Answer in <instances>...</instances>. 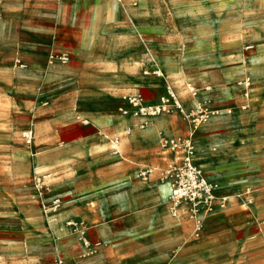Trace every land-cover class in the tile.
Listing matches in <instances>:
<instances>
[{
    "label": "rangeland",
    "instance_id": "obj_1",
    "mask_svg": "<svg viewBox=\"0 0 264 264\" xmlns=\"http://www.w3.org/2000/svg\"><path fill=\"white\" fill-rule=\"evenodd\" d=\"M71 1L61 5L64 16L55 29L57 7L46 0H0L5 10L0 95L11 99L9 115L0 113V127L13 129L9 145L2 143L9 151L0 154V264H184L173 256L161 262L136 254L156 230V216L143 226L129 206L138 183L146 180L145 168L125 145L120 156V144L116 155L104 140L121 141L124 134L117 129L124 125V130L132 127L136 145L142 133L133 130L144 118L134 116L129 98L158 104L168 85L185 112L152 116L147 126L162 116L172 118L175 127L161 128V135L189 137L187 110L200 103L218 106L220 114L211 115L194 135L196 161L218 182L220 194L254 192L252 209L235 198L233 208L252 216L245 225L227 228L224 247L232 257L204 264H264V214L258 215L264 207L256 186L264 180V0H131L124 1L126 7L118 0L111 5L98 0L87 8ZM81 21L96 29L102 40L98 50L77 47L73 36ZM152 34L158 38V55L147 40ZM77 40L81 46L91 44L86 32ZM51 49L69 50L72 61L50 63ZM178 66L185 89H178L171 75ZM131 67L135 71L129 72ZM52 70L59 75L41 82L40 75ZM247 77L252 101L243 109L247 102L240 82ZM183 125L187 134L180 131ZM27 130L33 131L29 145L23 137ZM56 197L62 199L57 210ZM209 222L198 239L192 230V239L209 236Z\"/></svg>",
    "mask_w": 264,
    "mask_h": 264
},
{
    "label": "crops",
    "instance_id": "obj_2",
    "mask_svg": "<svg viewBox=\"0 0 264 264\" xmlns=\"http://www.w3.org/2000/svg\"><path fill=\"white\" fill-rule=\"evenodd\" d=\"M64 1L65 0H46V3L48 5L57 7V9L53 13L55 29H57L59 26L60 18L64 16V10L60 9L61 5L63 6V4L65 3ZM69 1L72 2L71 0ZM80 1L84 8L90 7L91 5L95 6L96 3L98 2V0H80ZM111 1L116 2L117 0H109L108 3L110 5H111ZM124 1L131 2V0H118V2H122L123 5L125 6ZM0 6L3 8L1 4ZM100 6L101 4L99 3L97 7H100ZM66 15L69 17V22L74 20L72 14L70 15L69 13L66 12ZM133 15H134L133 18L135 20V24L136 23L139 24L141 20H138V17H137L138 15L136 11L133 12ZM4 18H5V10H4ZM4 18L0 22V25L4 22ZM134 20H133V23H134ZM99 23H101V21ZM79 26L80 27L77 28V31L75 35L73 36L77 47L81 50L83 49H90V51L98 50L101 47L102 40L100 36H97L96 31H95L96 29L89 28L87 23L86 25H84L83 21L80 22ZM81 32H86L89 34V37L91 39L90 45L88 46L80 45V43L77 40V36ZM56 37H57V30H55L53 33V38L56 39ZM141 39L144 41V38L142 36H141ZM147 40L152 44L151 50L153 51V53L158 55L160 51L157 48L158 46L157 36L153 34L149 35V37H147ZM53 47H54V44L51 46V48ZM51 50L52 51L49 53V55L53 52L66 51L70 54L71 58L73 59V54L69 50H60V51L58 50L54 51V49H51ZM72 59L70 60V62L72 61ZM136 60L139 61V58H137ZM130 71L131 72L135 71V67H131L129 69V72ZM6 72L7 74H10L9 71H6ZM58 75L59 73L56 70H52L45 75L44 74L40 75V81L45 83V81H47V78H53L54 76L56 77ZM160 75H162V73ZM27 76L31 78L32 77L31 72H30V75H27ZM244 83L251 84L250 78L247 77L244 80ZM244 96L246 98L247 103L242 105V108L246 109L248 104H250V102L252 101V99L249 98V94L247 92H245ZM250 97H251V93H250ZM10 104H11V99L0 95V113L9 115L10 107L6 105H10ZM217 107L218 106H211L210 109L214 110V109H217ZM6 108L8 110H6ZM229 110H228V113H231L232 110L231 112H229ZM226 118L227 117L224 116L222 120H224L225 122L230 121V119H226ZM244 118L245 117L242 118L243 122L245 120ZM172 120L174 121V123H172ZM121 123L123 122L121 121ZM175 124H176L175 119L162 116V117L157 118L155 121H153L152 124H150L151 126L149 125L150 127L147 126V127H141V128L134 129L133 132L137 131L138 133H142V137L137 142L136 145H133L129 135H125L126 133H125L123 124H121L123 125L121 126V129H119V127L117 129L118 132H121V134H124L121 141H119V144L121 147L120 156H123L122 145H125L126 150L129 151V153L133 155L132 157H135L136 159H138V164L140 166H142L143 168L152 167L155 169V171L149 176L147 180H144L138 183V191L134 194V202L129 204V206L132 209L131 211H133L135 215L140 218V224L143 226L144 225L147 226L152 221V218L154 216L157 217L155 220L156 230L153 232V234L150 237V240L148 241L150 243L148 244L146 249H141L137 251L136 254L141 258H145V257L159 258L161 262L164 261L166 257L173 256L179 259L184 264H204L209 261H214V262L228 261L232 257V255H231V252L227 248L224 247L225 243L229 241L228 239L229 231H231V230H228L227 228L231 227L232 229H234V228L240 227V225H245L251 219V216H252L251 212L243 210V209L240 210V209L233 208L237 200L235 199V197L234 199L232 197L228 206L225 209H222V210L220 209L216 211L215 213L206 217L205 228H206V224L209 222L208 220H210L211 222H209L210 226L208 227V231H207L209 236H207L203 240L192 239V234H191V231L193 230V220L192 219H190L188 216L175 217L172 214H170L171 213L169 210L170 201H167L166 196H165L167 183H162L159 180V173H160L159 171L160 169L165 167L167 162L173 159L175 155L173 153L164 152L161 149L160 131L162 130L161 128L165 129V127L173 128L175 127ZM185 126L186 125H183L180 131L182 133L187 134L188 132L186 131ZM188 127H189L188 136H190L192 134L190 121L188 122ZM10 128H11L10 126L9 127L7 126L6 129L0 127V154L6 151H9L10 147L5 146V144H2V143L8 144L13 138V131H12L13 129H10ZM213 128H214V125L212 123L211 125L206 127V130L209 131V130H212ZM130 129H132V127H130ZM103 131L104 132L108 131V128H104ZM47 132H48L47 133L48 135L49 134L48 128H47ZM196 133L197 131H194L193 134L195 135ZM29 143H32V140L30 142L29 141L27 142L28 145ZM46 171L50 172L51 170H48L47 168ZM263 183H264V180L263 181L260 180L256 182V186L260 190V193H257L258 199L262 200L261 206L264 207V187H262ZM253 193L254 192H252V194ZM57 199H59L62 202L61 197H56L53 201ZM158 203H161V205H158ZM253 204L249 206H247V204L245 205L247 206V208L250 209ZM261 214H264V212L258 211V215H261ZM149 215L151 216V218L148 217ZM170 215H172L173 218L170 217ZM148 219H149V223L144 224V222H147ZM224 248L227 250H225Z\"/></svg>",
    "mask_w": 264,
    "mask_h": 264
},
{
    "label": "built area",
    "instance_id": "obj_3",
    "mask_svg": "<svg viewBox=\"0 0 264 264\" xmlns=\"http://www.w3.org/2000/svg\"><path fill=\"white\" fill-rule=\"evenodd\" d=\"M3 18L4 10L0 6V22ZM49 60L50 63L59 62L65 65L70 62L71 56L68 52L51 53ZM157 73L159 74V71ZM192 89L193 95L196 96L197 90ZM129 101L135 107L134 116L144 118L141 127L147 126L149 118L152 116L170 113L174 109L185 112L184 106L170 85L167 86V95L162 96L158 104L146 105L142 97H130ZM121 111L124 114L129 113L126 108H121ZM187 112L194 127L208 122L210 116L214 115L209 113L202 103L194 109L187 110ZM23 136L30 142L33 138V131L27 130L23 133ZM160 147L164 152L175 155L173 159L167 162L165 167L160 169L161 181L168 183L170 186V211L175 217L188 216L193 220V234L195 237L199 238L204 232L206 217L220 209H225L231 197L241 199L247 205L253 204L254 199L250 188L233 196L218 192L220 190L218 182L209 179L196 161V148L191 136L181 138L162 134ZM154 171L155 169L152 167L145 168L142 171L144 179L147 180Z\"/></svg>",
    "mask_w": 264,
    "mask_h": 264
},
{
    "label": "bare ground",
    "instance_id": "obj_4",
    "mask_svg": "<svg viewBox=\"0 0 264 264\" xmlns=\"http://www.w3.org/2000/svg\"><path fill=\"white\" fill-rule=\"evenodd\" d=\"M144 6H140V10L139 11H144ZM183 42V41H182ZM153 57H154V55H152ZM233 60V59H232ZM136 61H138V60H136ZM177 62V61H176ZM234 64V63H233ZM236 64V63H235ZM231 65V64H230ZM23 67V66H22ZM247 67V66H246ZM183 70V69H182ZM182 70L179 68V66H178V68H174L173 70H172V73H171V75H172V78H173V80L175 81V83L178 85V89H181L182 87H183V89H185V85H184V75H183V72H182ZM159 74H161V73H159ZM240 85H242V88H243V92H244V94H245V92H247L248 94H249V97H250V93H251V89H253L252 87V83L250 84H248V83H244V81H242V82H240ZM188 87H190L191 86V84H188L187 85ZM211 87V86H210ZM209 88V87H208ZM190 90H193L192 88H190ZM195 97V96H194ZM109 103V102H108ZM207 108V111L209 112V113H211V114H214V115H217V114H219L220 113V110H216V109H214V110H212V109H210V108H208V107H206ZM113 110V109H112ZM229 112H231V110H229ZM190 124H191V121H190ZM202 125V124H201ZM201 125H197L196 127H194L192 124H191V129H192V134L190 135L192 138H194L193 137V133H194V131H198L199 130V128H200V126ZM135 126H139V124L138 125H135ZM149 126V125H148ZM151 126V125H150ZM149 126V127H150ZM43 127V125H41V128ZM117 127V126H116ZM44 132V131H43ZM119 133V132H118ZM125 133L126 134H128L129 136H130V138H131V141L132 140H134V135L132 134V129H130V127H128L126 130H125ZM164 135V134H163ZM189 136V137H190ZM104 140L106 141V140H109V141H107L109 144H111V146L114 148V153L117 155V154H119V152H120V149H119V139L117 138V139H111L110 137H108V136H105V138H104ZM41 157V156H40ZM39 157V158H40ZM58 202H60V200L59 199H57V200H55L54 201V203H53V205H54V207H55V209L57 210L58 208H60L61 206L58 204ZM66 211V210H65ZM55 214V213H54ZM172 214V213H171ZM68 215H69V213H68ZM173 215V214H172ZM180 222V221H179ZM184 224V223H183ZM49 225V224H48ZM50 227V226H49ZM67 227V226H66ZM51 229V228H50ZM9 241H11V240H9ZM86 242L87 243H89L88 242V240H86ZM15 245H17V244H15ZM9 247V246H8ZM61 263H62V261H61Z\"/></svg>",
    "mask_w": 264,
    "mask_h": 264
}]
</instances>
